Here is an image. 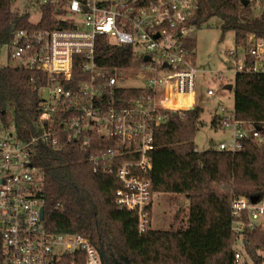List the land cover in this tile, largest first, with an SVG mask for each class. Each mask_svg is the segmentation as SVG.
Wrapping results in <instances>:
<instances>
[{
	"label": "built area",
	"instance_id": "built-area-1",
	"mask_svg": "<svg viewBox=\"0 0 264 264\" xmlns=\"http://www.w3.org/2000/svg\"><path fill=\"white\" fill-rule=\"evenodd\" d=\"M29 3L38 10L42 5L52 7L58 25L16 30L7 45L8 58L16 67L42 73L45 82L38 88L36 132L27 139L21 138L0 112V264H58L68 255L81 258L83 264H102L98 247L87 237L52 233L45 228L42 175L33 164L36 145L59 150L73 142L86 150L93 139L108 143L91 159L93 172L106 171L112 162L118 163L111 181L115 204L136 214L138 233L147 231L154 194L148 177L154 129L169 112L195 106L198 69L189 46L197 27L193 1ZM97 35L130 48L138 65L122 69L98 66L94 59ZM227 55L234 60V67L227 71L234 82L238 73L260 76L264 82V41L254 33L248 34L244 46ZM75 63L80 65V78L73 75ZM126 78L143 85H124ZM119 89L139 92L125 97L118 94ZM207 94L212 95V91L207 90ZM189 98L191 101L185 103ZM220 112L221 116H212L214 124L227 131L228 138L219 143V151L234 153L246 143L264 144V113L258 120H245L236 117L234 107H222ZM229 210L234 261L238 263L247 232L264 233V196L255 202L234 196Z\"/></svg>",
	"mask_w": 264,
	"mask_h": 264
},
{
	"label": "trees",
	"instance_id": "trees-1",
	"mask_svg": "<svg viewBox=\"0 0 264 264\" xmlns=\"http://www.w3.org/2000/svg\"><path fill=\"white\" fill-rule=\"evenodd\" d=\"M196 26L218 18L221 38L232 31L234 46L245 45L248 34L264 41V13H255L254 0H192ZM14 0H0V47L8 45L20 29L52 28L57 24L54 9L39 6L36 25L29 12L13 8ZM191 50L195 47L192 39ZM94 59L98 66L114 69L136 67L130 48L111 43L103 35L95 38ZM73 75L80 78V65ZM81 77H83L81 75ZM45 76L16 66H0V112L14 124L18 135L27 139L36 132L35 118ZM234 112L237 118L258 120L264 113V82L260 76L238 73L234 82ZM131 97L137 89H119ZM202 110L169 112L153 132L152 169L148 172L154 193H178L187 197L184 224L165 230L136 229V214L118 208L111 184L112 162L106 171L93 172L91 159L108 143L93 139L86 150L66 143L52 150L36 145L33 164L42 175L44 226L52 233H77L87 237L105 256L125 255L131 264H237L230 233V200L234 196H264V144L246 143L234 153L210 148L197 151L195 132L202 125ZM211 126L215 127L212 117ZM242 264L264 263V233L247 232ZM58 264H83L73 255Z\"/></svg>",
	"mask_w": 264,
	"mask_h": 264
},
{
	"label": "rangeland",
	"instance_id": "rangeland-1",
	"mask_svg": "<svg viewBox=\"0 0 264 264\" xmlns=\"http://www.w3.org/2000/svg\"><path fill=\"white\" fill-rule=\"evenodd\" d=\"M12 7L19 12H29L31 23H36L40 18L39 10L32 6L29 0H14ZM253 8L257 14L264 13V0H254ZM219 25V19L213 17L201 26H197L191 34L195 40L192 60L198 69L194 101L195 106L202 110L200 116L202 125L193 138L197 151L216 149L220 142L227 140L228 132L212 127L210 121L212 116H221L222 107L233 110L234 106L233 75L227 72L229 68L234 67V60L227 55L230 50L236 51L234 37L232 31H226L221 38ZM5 65L15 66V63L8 58V46L3 45L0 47V66ZM217 73L221 75L220 78L216 77ZM124 85L139 87L143 83L126 78ZM227 86H231V89H227ZM207 90H211L212 95H208ZM187 204L185 194L154 193L150 228L165 230L170 226L183 225ZM240 253L241 257L237 264H242L246 258L243 252Z\"/></svg>",
	"mask_w": 264,
	"mask_h": 264
},
{
	"label": "water",
	"instance_id": "water-1",
	"mask_svg": "<svg viewBox=\"0 0 264 264\" xmlns=\"http://www.w3.org/2000/svg\"><path fill=\"white\" fill-rule=\"evenodd\" d=\"M241 2L244 5H247L249 3V0H241ZM226 88L230 90L231 86H227ZM257 199H258V195H252V196L249 197V200L251 202H255ZM41 216H43V209L42 208H41ZM98 251H99V256L101 258L102 264H109L108 260H107V257L105 256V254H104V252H103L101 247L98 248ZM116 253H117L119 261H121V264H131L129 262L128 258L125 255L119 254L118 250H116Z\"/></svg>",
	"mask_w": 264,
	"mask_h": 264
},
{
	"label": "flooded vegetation",
	"instance_id": "flooded-vegetation-1",
	"mask_svg": "<svg viewBox=\"0 0 264 264\" xmlns=\"http://www.w3.org/2000/svg\"><path fill=\"white\" fill-rule=\"evenodd\" d=\"M107 258L109 264H121V261H119L118 256L110 255Z\"/></svg>",
	"mask_w": 264,
	"mask_h": 264
},
{
	"label": "bare ground",
	"instance_id": "bare-ground-1",
	"mask_svg": "<svg viewBox=\"0 0 264 264\" xmlns=\"http://www.w3.org/2000/svg\"><path fill=\"white\" fill-rule=\"evenodd\" d=\"M186 100V102L185 103H189L190 101H191V98H189V99H185ZM177 101H179V100H173V103H177ZM181 102V101H180ZM182 102H184L183 100H182ZM168 103H170V102H168ZM185 103L184 104H182V105H185ZM181 105V106H182Z\"/></svg>",
	"mask_w": 264,
	"mask_h": 264
},
{
	"label": "crops",
	"instance_id": "crops-1",
	"mask_svg": "<svg viewBox=\"0 0 264 264\" xmlns=\"http://www.w3.org/2000/svg\"><path fill=\"white\" fill-rule=\"evenodd\" d=\"M192 39L194 40V38H193V37H192ZM194 42H195V40H194ZM194 48H195V47H194ZM193 50H194V49H193ZM193 50H192V51H193ZM194 107H195V106H194ZM190 110H191V109H190ZM216 149H217V148H216ZM217 150H218V149H217ZM150 220H151V216H150Z\"/></svg>",
	"mask_w": 264,
	"mask_h": 264
}]
</instances>
